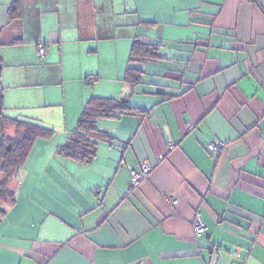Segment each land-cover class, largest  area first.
Instances as JSON below:
<instances>
[{"label":"crops","instance_id":"1","mask_svg":"<svg viewBox=\"0 0 264 264\" xmlns=\"http://www.w3.org/2000/svg\"><path fill=\"white\" fill-rule=\"evenodd\" d=\"M20 1L9 20L0 0V114L62 108L67 138L91 97L146 112L100 120L113 139L89 163L57 155L64 139L35 143L9 183L0 264H264V0ZM136 39L161 59L128 85Z\"/></svg>","mask_w":264,"mask_h":264},{"label":"trees","instance_id":"2","mask_svg":"<svg viewBox=\"0 0 264 264\" xmlns=\"http://www.w3.org/2000/svg\"><path fill=\"white\" fill-rule=\"evenodd\" d=\"M20 0H13L8 10L9 20L16 19L20 12ZM160 44L143 42L136 39L130 49L128 65L123 82L137 85L142 82L144 71L135 63L157 61ZM146 111L130 105L127 98L91 97L77 116L75 125L66 140L57 145V155L82 163L91 162L100 142H111L112 137L98 128L102 119H118L123 115L144 114ZM13 128L10 135L8 130ZM56 131L29 119L11 118L0 114V220L6 208L16 201L14 193L9 189L10 181L17 176L19 170L27 162L37 141H50Z\"/></svg>","mask_w":264,"mask_h":264},{"label":"built area","instance_id":"3","mask_svg":"<svg viewBox=\"0 0 264 264\" xmlns=\"http://www.w3.org/2000/svg\"><path fill=\"white\" fill-rule=\"evenodd\" d=\"M37 52L39 58L42 59L46 52V47L43 43L37 44ZM94 81H96V77L94 76H89L86 78L87 83H93ZM187 127L190 129L193 127V124L188 123ZM224 148L225 143L223 141H215L207 144V149L214 154H220L221 152H223ZM150 171L151 167L146 164H141L137 170H133L130 175L126 194L134 190L143 180H145ZM170 202H173V200H170ZM205 229L206 227L202 222L201 216L197 213L193 221V232L195 235H201L204 233ZM234 256H238L237 252H234Z\"/></svg>","mask_w":264,"mask_h":264},{"label":"rangeland","instance_id":"4","mask_svg":"<svg viewBox=\"0 0 264 264\" xmlns=\"http://www.w3.org/2000/svg\"><path fill=\"white\" fill-rule=\"evenodd\" d=\"M89 86V85H88ZM38 110H45L47 118L46 121L44 120H38L39 123L43 126L48 125L51 126L53 130L56 131L55 137L52 139L53 142L60 141L61 139L66 140V135L63 133L64 123L60 122V114L62 113V108H44V109H38ZM18 110H10L7 115L10 117H23L22 115L18 114ZM59 120V121H58ZM58 125V126H57ZM61 125V126H60ZM75 125V124H74ZM46 127V126H45ZM50 128V127H48ZM64 134V135H63Z\"/></svg>","mask_w":264,"mask_h":264}]
</instances>
